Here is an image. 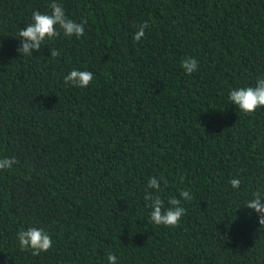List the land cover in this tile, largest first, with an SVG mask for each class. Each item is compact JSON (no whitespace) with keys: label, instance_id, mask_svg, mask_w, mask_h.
Masks as SVG:
<instances>
[{"label":"trees","instance_id":"trees-1","mask_svg":"<svg viewBox=\"0 0 264 264\" xmlns=\"http://www.w3.org/2000/svg\"><path fill=\"white\" fill-rule=\"evenodd\" d=\"M51 2L0 0V158H16L0 171V264H264V226L244 207L264 194V107L228 101L264 77V0H56L85 35L22 55L19 31ZM73 69L92 83L66 85ZM153 176L165 207L191 192L179 227L150 221ZM29 227L48 252L20 250Z\"/></svg>","mask_w":264,"mask_h":264},{"label":"clouds","instance_id":"clouds-1","mask_svg":"<svg viewBox=\"0 0 264 264\" xmlns=\"http://www.w3.org/2000/svg\"><path fill=\"white\" fill-rule=\"evenodd\" d=\"M50 13H42L35 10L32 13L31 23L18 33L21 41L18 51L25 56H32L33 50L40 51L46 41H53L61 35L66 37L75 36L80 38L85 35V25L88 21L82 20L77 22L70 19L65 12L61 3L52 0L49 4ZM149 20H145L138 26L137 31L133 35L136 42L142 41L146 36V29H150ZM60 55V51L50 48V56L55 58ZM181 67L186 75H191L198 70V61L193 57H186L181 62ZM65 84H71L79 88H87L94 79V73L88 70L73 69L64 76ZM228 101L238 107L245 114H252L257 109L264 107V77H259L254 86H240L230 90ZM16 163L15 157L0 158V171L10 170ZM161 180L167 184L164 177L159 179L155 176L148 181V188L154 189L155 192H146L144 199L148 201L147 207L150 208V221L157 226H165L169 228L179 227L182 218L186 214L185 207L182 206L183 201L192 199V194L187 189H180L179 198L171 196L165 201L161 197ZM184 178L180 177L183 183ZM232 188H239L241 180L233 178L230 181ZM244 207L254 210L259 216V224L264 226V194L260 191L252 193V198L247 201ZM21 251H30L33 256L39 255L41 252H48L53 247L52 237L43 229L38 227H29L17 233ZM108 264H117V256L109 253L107 256Z\"/></svg>","mask_w":264,"mask_h":264}]
</instances>
